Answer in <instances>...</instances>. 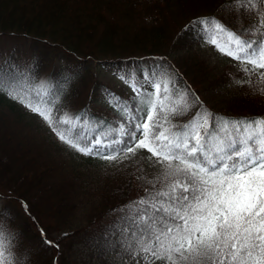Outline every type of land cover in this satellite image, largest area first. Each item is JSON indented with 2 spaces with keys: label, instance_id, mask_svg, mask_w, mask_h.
I'll return each instance as SVG.
<instances>
[{
  "label": "trees",
  "instance_id": "trees-1",
  "mask_svg": "<svg viewBox=\"0 0 264 264\" xmlns=\"http://www.w3.org/2000/svg\"><path fill=\"white\" fill-rule=\"evenodd\" d=\"M227 5L228 0H0V35L29 43L23 50L29 57L22 58L27 67L9 54L0 69L14 73L22 86L59 91L56 107L86 117L93 136L127 123L112 97L145 114L137 93H117L100 79L102 67L130 66L125 70L138 78L165 71L164 78L178 89L187 87L218 117H264V95L235 83L244 78L239 68L208 63L198 52L197 19L238 28L237 13L225 11ZM242 23L252 21L244 16ZM195 111L169 114L165 126L180 127ZM145 151L118 157L123 162L75 154L38 115L0 94V229L10 238L14 264H113L130 256L120 242L123 206L163 190L157 180L161 165L150 164Z\"/></svg>",
  "mask_w": 264,
  "mask_h": 264
},
{
  "label": "snow or ice",
  "instance_id": "snow-or-ice-1",
  "mask_svg": "<svg viewBox=\"0 0 264 264\" xmlns=\"http://www.w3.org/2000/svg\"><path fill=\"white\" fill-rule=\"evenodd\" d=\"M224 10L237 13L236 30L215 18H201L193 22L199 26L197 35L239 62L244 78L236 84L264 95V0H228ZM244 16L252 21L247 27ZM166 76L165 71L145 74L154 89L146 94L134 76L121 75L145 105V114L112 97L127 123L94 136L86 117L56 107L59 91L42 84L22 86L14 73L0 69V94L38 115L75 154L116 161L146 149L157 158L163 190L123 206L127 214L119 222L124 226L120 242L129 255L144 253L145 260L153 257L164 264H264V117H218ZM191 109L195 114L182 126H165L169 114ZM9 239L0 229V264H14ZM45 243L58 247L54 241Z\"/></svg>",
  "mask_w": 264,
  "mask_h": 264
},
{
  "label": "rangeland",
  "instance_id": "rangeland-1",
  "mask_svg": "<svg viewBox=\"0 0 264 264\" xmlns=\"http://www.w3.org/2000/svg\"><path fill=\"white\" fill-rule=\"evenodd\" d=\"M29 43L26 40H23L19 37H12L10 35H0V65L4 64V61L9 54H13L14 57L19 58L21 61L20 63L23 64L24 67H27L28 60L25 61L24 56L29 57L25 51H28ZM199 54L206 59V62H210L211 64H229L234 67L239 68V62L234 61L230 57H227L220 52H218L214 46H211L207 43L201 41V44L197 46ZM25 50V51H23ZM20 51V52H17ZM123 68V69H122ZM133 70V67L130 66H123L120 68H110V67H102L101 68V76L99 75L100 79L107 83L109 87L115 90L117 93H121L123 95H130L135 92L125 84L121 79L120 76L124 75L125 77L132 75L135 77L137 82L141 84L142 88H150V84L144 80V77L138 78L137 73H130L127 70ZM121 97V96H120ZM118 97V98H120ZM145 155L148 158L150 164L159 165L156 160V157H152L151 153L145 151ZM151 157V158H150ZM123 158H118L116 162H123ZM125 161V160H124ZM146 254L141 253L140 255H130L123 259L118 260L117 262H113V264H164L161 260H156L153 257H149L148 260L144 259Z\"/></svg>",
  "mask_w": 264,
  "mask_h": 264
}]
</instances>
